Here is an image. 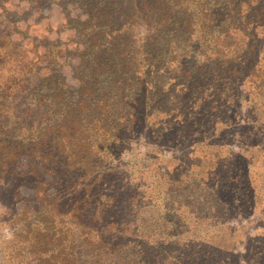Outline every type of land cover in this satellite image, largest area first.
<instances>
[{"label":"trees","instance_id":"16d2710c","mask_svg":"<svg viewBox=\"0 0 264 264\" xmlns=\"http://www.w3.org/2000/svg\"><path fill=\"white\" fill-rule=\"evenodd\" d=\"M69 1L77 41L39 72L0 35L2 264H264L226 226L264 184V0ZM137 133L188 149L136 177Z\"/></svg>","mask_w":264,"mask_h":264},{"label":"rangeland","instance_id":"374dc122","mask_svg":"<svg viewBox=\"0 0 264 264\" xmlns=\"http://www.w3.org/2000/svg\"><path fill=\"white\" fill-rule=\"evenodd\" d=\"M78 13L69 0H0L1 38L4 36L10 38L16 48L15 53L19 54L18 63L13 66L15 71L21 67L23 57L27 63L32 64L35 72H39L40 67L47 65L48 61L59 59L64 49L67 46L71 47V41H77L75 32L69 25V19L75 18ZM50 46H56L58 51L52 52ZM76 63L77 60L73 58L61 67L60 73L65 77L67 85H74L72 73ZM220 135H224L227 139L232 137L230 131L224 128L221 129ZM155 142L148 134L137 133L129 139V147L123 149L122 160L128 164V168L136 177L145 173L147 176L154 170L159 171L158 173H167L175 167L176 159L184 155L188 149L187 146H173L167 141H161L159 144ZM227 147L232 151H238L236 144L232 143ZM144 165L147 168L144 169L142 167ZM252 167L258 170L264 167L262 153L254 157ZM156 175L149 176L148 182L154 181ZM135 181L139 180L135 179ZM259 189L261 201L255 212L235 213L227 219L226 226L234 229L231 247L234 254H244L249 240L264 235V214L259 212L260 209H264V184H260ZM4 212L0 204V220ZM150 213L157 216L156 211ZM12 237V227L0 221V264L3 259L1 250Z\"/></svg>","mask_w":264,"mask_h":264}]
</instances>
